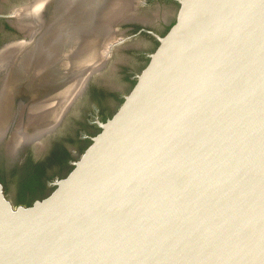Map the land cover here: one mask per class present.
I'll use <instances>...</instances> for the list:
<instances>
[{
    "label": "water",
    "instance_id": "95a60500",
    "mask_svg": "<svg viewBox=\"0 0 264 264\" xmlns=\"http://www.w3.org/2000/svg\"><path fill=\"white\" fill-rule=\"evenodd\" d=\"M176 1L134 84L55 187L15 205L0 183V264H264V0ZM110 42L64 88L54 122L10 154L60 123Z\"/></svg>",
    "mask_w": 264,
    "mask_h": 264
},
{
    "label": "flooded vegetation",
    "instance_id": "af4514ba",
    "mask_svg": "<svg viewBox=\"0 0 264 264\" xmlns=\"http://www.w3.org/2000/svg\"><path fill=\"white\" fill-rule=\"evenodd\" d=\"M36 1L38 0H0V51L7 47V43H12L17 48L31 44L32 26L27 24V20L21 19L22 16L18 13L23 11L25 4L30 6L31 2ZM71 1L74 6L81 0ZM151 1L134 0L132 15L118 17V21L111 24L109 33L113 34L117 42L109 47L108 56L100 71L89 77L84 90L72 101L60 123L20 149L17 156L9 152V137L18 122V115L14 117L13 123L8 126L6 139L0 141V183L8 198L10 185L14 186L17 193L26 196L25 202L29 198L33 197L34 201L48 194L55 187L56 181L73 167L74 162L90 143L91 136L99 131L98 121L106 120L117 109L124 95L134 84L137 73L154 50L157 42L155 34L165 33L166 27L174 20V16L170 17L168 13L148 16L141 13V7L150 6ZM158 1H165L175 7L176 11V0ZM83 4H86V0H83ZM55 19L56 23L50 27L48 40L56 48L62 42L60 28L64 27L59 26V17ZM73 26L74 24H68L65 29L69 31ZM86 29L87 27L83 28V34L89 32H86ZM131 40L134 42L129 44ZM143 41H147L148 46L143 47ZM110 43L106 42L103 51ZM119 51H125L126 55L117 56ZM38 71L37 74L30 73L31 82L34 81V76L40 74ZM57 74L61 76L63 70ZM114 79L126 89L114 90L111 86ZM25 202L19 204L24 205Z\"/></svg>",
    "mask_w": 264,
    "mask_h": 264
},
{
    "label": "bare ground",
    "instance_id": "6f19581e",
    "mask_svg": "<svg viewBox=\"0 0 264 264\" xmlns=\"http://www.w3.org/2000/svg\"><path fill=\"white\" fill-rule=\"evenodd\" d=\"M133 2L86 0L83 4L81 0L73 6L71 0H38L25 4L18 14L32 26L31 44L26 48L8 45L0 51V140L13 115H18L21 127L12 134L13 147L18 139L34 138L54 122L64 88L75 81L79 84L84 70L100 61L102 48L113 38L109 33L112 21L131 16ZM56 17L64 28L59 31L62 42L55 48L48 37ZM68 24H74L69 31L65 29ZM85 27L89 32L83 34ZM60 70L63 74L58 76ZM37 71L40 74L31 82L30 73Z\"/></svg>",
    "mask_w": 264,
    "mask_h": 264
},
{
    "label": "rangeland",
    "instance_id": "374dc122",
    "mask_svg": "<svg viewBox=\"0 0 264 264\" xmlns=\"http://www.w3.org/2000/svg\"><path fill=\"white\" fill-rule=\"evenodd\" d=\"M92 9H94L92 7ZM141 13H145L147 14V16L149 14H166L168 13V16L170 17H173L175 16V7H173L172 5H169L168 3H166L165 1H158V0H152L151 1V4L150 6H142L141 7ZM146 16V15H145ZM112 39V38H111ZM134 41H130L129 44L133 43ZM148 46V42L147 41H143V47H146ZM101 54V53H100ZM117 56H123V55H126V52L125 51H122V52H117L116 53ZM120 59V58H118ZM111 86L114 90H118V91H123L126 89V87H124V85L122 83H120L119 81H115L112 80L111 82ZM13 204H16L17 203V200H18V193L17 191L15 190L14 186H11L10 185V190H9V198H8Z\"/></svg>",
    "mask_w": 264,
    "mask_h": 264
},
{
    "label": "snow or ice",
    "instance_id": "6c2138e0",
    "mask_svg": "<svg viewBox=\"0 0 264 264\" xmlns=\"http://www.w3.org/2000/svg\"><path fill=\"white\" fill-rule=\"evenodd\" d=\"M15 220L13 218H7L6 219V241L8 244H11L13 233L11 231V227L15 224Z\"/></svg>",
    "mask_w": 264,
    "mask_h": 264
},
{
    "label": "trees",
    "instance_id": "16d2710c",
    "mask_svg": "<svg viewBox=\"0 0 264 264\" xmlns=\"http://www.w3.org/2000/svg\"><path fill=\"white\" fill-rule=\"evenodd\" d=\"M177 6H178V4L176 5V8H177ZM173 21H174V20H173ZM173 21L171 22V24L173 23ZM171 24H170V25H171ZM170 25L166 27V30L170 27ZM166 30H165V31H166ZM155 44L157 45V42H156ZM155 47H156V46H155ZM155 47H154V48H155ZM25 198H26V196H25L24 194L18 193V200H17V203L19 204V203L25 202ZM32 200H33V197H32V198H29V199L25 202L24 205L30 204V203L32 202Z\"/></svg>",
    "mask_w": 264,
    "mask_h": 264
}]
</instances>
